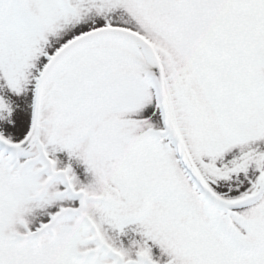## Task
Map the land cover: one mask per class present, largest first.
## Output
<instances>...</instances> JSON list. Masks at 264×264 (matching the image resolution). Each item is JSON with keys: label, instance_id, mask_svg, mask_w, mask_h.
Returning <instances> with one entry per match:
<instances>
[{"label": "snow or ice", "instance_id": "snow-or-ice-1", "mask_svg": "<svg viewBox=\"0 0 264 264\" xmlns=\"http://www.w3.org/2000/svg\"><path fill=\"white\" fill-rule=\"evenodd\" d=\"M0 264H264V0H0Z\"/></svg>", "mask_w": 264, "mask_h": 264}]
</instances>
